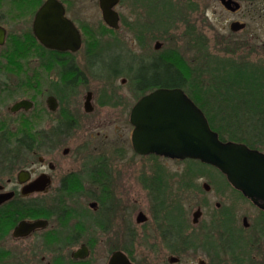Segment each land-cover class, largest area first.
<instances>
[{"label": "flooded vegetation", "instance_id": "af4514ba", "mask_svg": "<svg viewBox=\"0 0 264 264\" xmlns=\"http://www.w3.org/2000/svg\"><path fill=\"white\" fill-rule=\"evenodd\" d=\"M49 1L61 6L63 18L78 31L81 45L77 51L60 49L57 42L48 45L50 41L46 44L38 38L36 17ZM125 1L118 0L112 7L118 18L117 28L105 21L100 0L96 4L109 34L124 25L133 27L135 44L143 49L140 53L125 51L119 41H107L100 50L89 53L88 68H96L107 78L125 72L133 75L131 81L137 94L148 79L166 69L181 75L178 86L151 84L138 99L157 88H180L185 92L187 86L199 84L203 63L192 59L190 64L184 58L179 66L156 38V15L154 12L153 18L150 11H156L165 1L135 0L133 7H145L148 14L145 22L136 16L134 24L120 11ZM202 6L189 2L191 10ZM50 13L51 17H58L56 10ZM71 15L72 0H0V264H264V210L234 189L215 167L211 166L225 179L228 188L256 209L254 213L238 216L223 209L206 213L198 206L190 218L188 212L167 200L164 210L153 208L147 216L133 209L136 201L131 183L137 182V170L125 165L124 151L76 146L78 117L74 110L72 118L62 117L49 131H28L27 114L36 104L28 97L13 99L8 65L11 66L12 59L38 57L44 59V67H58L62 75H74L57 87L58 96L51 91L41 92L43 104L38 109L37 122L62 110L60 105L83 77L72 59L62 62L64 57L72 58L83 45L82 33ZM233 22L239 21H231L228 29ZM150 42L152 51L148 49ZM200 42L192 45L196 54L204 48ZM69 44L72 46V37ZM261 48L264 53V43ZM189 75L195 82L188 80ZM92 97L91 91L85 95V114L95 109ZM100 104L108 105L104 98ZM101 135L102 132H96V136ZM71 136L72 150L65 147L60 156L59 139ZM240 143L264 153L256 145ZM70 155L72 162L62 164L60 160ZM202 186L206 191L210 189L208 184ZM159 193L167 197L166 191L160 189ZM215 207L219 209L220 204L217 202ZM251 249L258 252L256 256L248 254ZM186 252L198 253L187 259L183 257Z\"/></svg>", "mask_w": 264, "mask_h": 264}, {"label": "rangeland", "instance_id": "374dc122", "mask_svg": "<svg viewBox=\"0 0 264 264\" xmlns=\"http://www.w3.org/2000/svg\"><path fill=\"white\" fill-rule=\"evenodd\" d=\"M134 1L126 0L124 6L120 8L121 13L131 24H134L138 18L144 21L145 14H148V9L145 7H133ZM164 1L165 4L156 11L153 9L150 11L153 18L154 12L156 15V38L163 42V50L168 49L179 66H182L184 58L189 60L190 64L192 59L203 63V71L198 77L201 80L199 84L204 90L215 87L214 81L219 73L214 69L218 61H226L227 65L234 66L247 63L264 66V53L260 51L264 43V0H235L240 4L235 13L223 8L218 0ZM189 2H199L203 6L197 11L191 10ZM96 3L97 0H72L71 16L82 33L83 45L80 51L72 55V58L64 57L62 62L72 59L83 77L76 81L73 97L70 93L68 99L60 105L62 110L58 113L47 114L37 122L38 109L43 104H41L40 94L43 91H51L57 95V87L62 86L65 80L74 75H62L58 67L56 69L44 67L42 65L44 59H38V57L12 59L11 66L8 65L11 71L9 82L13 89V99H16L15 96L28 97L32 98L36 104L33 111L27 114L30 122L28 131L42 130V128L49 131L62 117L72 118V110H74L78 117L76 146H89L94 149L95 147L119 148L124 151L125 165L133 166L137 170V173L135 170L137 182L131 183L134 190L133 199L136 201L133 203V209L136 212L140 210L147 216L153 208L164 210L167 200L173 206L178 205L188 212L190 218L198 206H201L206 213L222 209L232 210L238 216L254 213L256 209L249 205L237 191L228 188L225 179L211 166L189 160L136 156L131 145L132 125L128 117L140 95L134 91L131 81L133 75L125 72L117 77L108 76L107 78L105 73H100L96 68H88L87 56L102 48L107 41H119L123 44L125 51L129 49L140 53L143 48L135 44L133 27L129 29L124 25L119 31L109 34L103 25ZM233 20L243 23L244 27L231 31L228 28ZM197 41L204 44L202 55L196 54V49H192V45H195ZM152 46L150 42L148 47L150 51L153 50ZM123 79L125 81L122 83ZM188 89L190 86L186 87L185 93ZM88 91L93 93L95 109L92 113L85 114L82 108ZM219 94L220 92L208 95L207 98L213 99L217 104ZM102 98L108 103L106 107L100 104ZM242 107L241 105L239 111L241 116L237 120L231 119L232 122L226 126L227 130L237 133L236 135L245 139L244 141L264 149V117L252 115L248 108ZM219 108L223 111L222 116L232 114H224V112H230L232 107L226 108L222 103ZM213 120L217 125L221 121L215 117ZM96 132H102V135L96 136ZM90 135H92L91 138ZM57 147H59L60 156L63 148L68 147L72 150V136L59 139ZM71 160L70 155L60 161L62 164H70ZM114 163L118 161L115 160ZM203 184H208L210 189L204 190ZM160 189L163 192L166 191V198L164 193H159ZM217 202L220 204L219 209L215 207ZM239 225H241L240 222ZM197 253L186 252L183 257L192 259ZM257 253L256 250L251 249L248 254L256 256Z\"/></svg>", "mask_w": 264, "mask_h": 264}, {"label": "water", "instance_id": "95a60500", "mask_svg": "<svg viewBox=\"0 0 264 264\" xmlns=\"http://www.w3.org/2000/svg\"><path fill=\"white\" fill-rule=\"evenodd\" d=\"M117 1L99 3L105 21L112 28L118 27L117 14L112 9ZM218 1L230 11L240 7L234 0ZM52 9L59 18L51 17ZM243 27V23L233 22L230 29ZM35 30L38 38L50 41L45 42L48 45L55 41L60 49L77 51L81 45L78 31L63 18L61 6L53 1L47 2L36 17ZM128 117L133 126L131 145L136 154L193 159L215 167L234 189L264 210V153L243 143L221 141L204 112L182 89L157 88L146 93L136 101Z\"/></svg>", "mask_w": 264, "mask_h": 264}, {"label": "trees", "instance_id": "16d2710c", "mask_svg": "<svg viewBox=\"0 0 264 264\" xmlns=\"http://www.w3.org/2000/svg\"><path fill=\"white\" fill-rule=\"evenodd\" d=\"M217 65L214 70L219 74L214 81L216 82L214 88L212 86L210 89L204 90L200 84L193 83L195 82L192 79L193 76L189 75L188 80L193 83V85H190L191 90L188 89L186 93L204 110L210 127L217 132L216 134H218L220 140L229 142L236 141L239 143L244 142L248 143L250 146H255L254 143L244 141L245 139L236 135L237 133L227 130L226 126H229L232 122L231 119L234 118L237 120L238 117L241 116V112H239L241 105L244 109L248 108L252 115L261 118L264 117V67H257L251 63L242 66L227 65L226 61H218ZM145 83L147 84L141 86V89L138 91L140 95L147 92L145 89L146 87L153 85L165 87L178 86L181 83V75L176 73L173 69H166L160 74L154 75ZM217 91L220 92V94L216 104L213 99L208 100L207 97L208 95L217 94ZM222 103L226 108L232 107L230 112H224L225 115L232 113L231 115L222 116L223 114L221 113H223V111L219 108ZM213 117L221 120L220 122L218 121V125L213 120ZM189 161L201 164L196 160Z\"/></svg>", "mask_w": 264, "mask_h": 264}]
</instances>
